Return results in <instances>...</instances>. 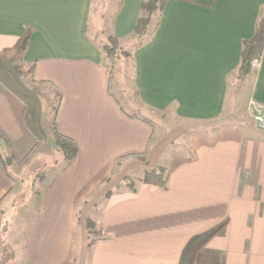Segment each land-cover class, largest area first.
<instances>
[{"label": "crops", "instance_id": "obj_1", "mask_svg": "<svg viewBox=\"0 0 264 264\" xmlns=\"http://www.w3.org/2000/svg\"><path fill=\"white\" fill-rule=\"evenodd\" d=\"M144 1L121 0L111 30L120 46L135 44ZM194 1H168L153 39L132 53L137 97L121 91L130 112L111 94L109 63L87 34L94 0H0V51L30 28L23 63L34 65L33 79L16 64L0 67V156L12 155L14 168L51 149L40 148L25 101L3 78L56 96L54 143L57 131L78 146L39 182L36 213L21 226L24 264H264V131L252 118L251 127L212 125L153 144L156 114L200 124L221 117L241 44L264 9V0ZM249 98L264 107V50ZM157 167L165 187L116 190L128 173ZM14 192L0 162V254Z\"/></svg>", "mask_w": 264, "mask_h": 264}, {"label": "rangeland", "instance_id": "obj_2", "mask_svg": "<svg viewBox=\"0 0 264 264\" xmlns=\"http://www.w3.org/2000/svg\"><path fill=\"white\" fill-rule=\"evenodd\" d=\"M117 1L118 0H94L90 22L94 29L95 27H99L100 23L103 24L104 28H108L110 15ZM101 14L103 20H100ZM132 45L133 44L128 47H119L123 51H130ZM109 68L115 77V79L112 77L110 81L111 94L122 107L127 111L133 112L129 107H126L124 99L121 96V91L123 89L129 90L131 93H133L134 90L132 86L133 83L131 82L132 68L130 58L120 57L116 64L113 67L109 65ZM4 81L25 101L27 105V121L31 130L40 138V148H44L43 150L45 151L47 147H51V149H48L44 154L37 153L30 162L24 163L21 166L15 165L13 168L7 164V169L15 181V192L10 197L9 201L6 200V202H10V206L7 209L5 217V244L4 250L0 254V264H24L23 248L21 244V226L29 215L32 216L36 213L35 210L37 206L33 205L31 202L36 200L34 196L35 193L39 191V182L47 173L48 167H52L53 164H55L54 161H58L59 156H62V153L57 149L52 137V123L55 106L57 104H55L56 96L50 95L40 88H31L28 82L26 84L29 88L28 90H24L23 88L21 89L15 86L5 78ZM250 91L251 79L239 83L235 76H233L229 80V90L223 114L213 124L181 122L172 117L170 111L163 114H156L155 122L157 125H153L155 128L153 144L159 141L162 142L163 139L168 142L178 134H180V136L184 134L186 136L194 134L199 135L201 132L210 131L212 125L213 127L219 125H228L230 127L236 126L237 123H241L243 126L251 127V117L247 110V104L250 100ZM134 98L136 99L132 94V99ZM37 121L41 123L40 129L36 124ZM144 121L150 124L147 120ZM182 140H184V137ZM141 176L142 173L139 170L128 173L126 177L118 183L116 190H126L129 187H136ZM88 234H91L89 230ZM90 237L94 236L92 235Z\"/></svg>", "mask_w": 264, "mask_h": 264}, {"label": "trees", "instance_id": "obj_3", "mask_svg": "<svg viewBox=\"0 0 264 264\" xmlns=\"http://www.w3.org/2000/svg\"><path fill=\"white\" fill-rule=\"evenodd\" d=\"M168 1L170 0H145L141 4L140 16L135 25L132 35V38L135 40V44L131 47L130 51H123L120 49L119 41L114 37L111 31L113 25V18L119 8L121 0H118V3L116 4L114 11H112L110 15L108 28L107 27L104 28L103 24L100 23L99 27H95L94 29L89 21V24L87 26V34L89 35L91 41L105 54L106 60L111 67H113L116 64V62L119 60L120 57L130 58L131 68H132V80H131L132 83H133L134 64L131 55L136 49L146 45L153 39L154 34L156 33L159 26V20L163 7ZM178 1L195 3L194 0H178ZM101 19L103 20L102 14L100 16V20ZM32 32L33 31L30 28H25L21 36L17 39L16 43L12 47L0 51V67L16 64L21 77L25 79H33L34 65L31 64L30 66H27L23 63V57L27 50V46ZM263 50H264V9L261 10L260 12L253 36L250 39L244 40L241 44L240 64L237 73L235 75V78L239 83L246 82V80L251 79V77L255 74L256 68L254 67L253 63L261 61L263 56ZM112 77L113 74L110 69V79ZM0 78L2 77L0 76ZM133 95L137 97L136 92H134ZM56 104H58V101L56 102ZM56 112H57V105L55 106L54 117ZM55 134H56L55 145L57 149L62 153L64 161L66 163L72 162L78 152V146L76 142L71 138L65 137L57 133V131H55ZM0 138H2V135H0ZM14 161L15 160L12 155H8L5 158H2L0 156V162L5 170L7 164L9 165L13 164ZM139 181L143 184H147L155 187H165L168 181V174L164 168L157 167L152 170L143 172ZM128 189L132 190L131 187H129ZM108 195H110V193H107V196ZM224 226L225 224L215 229L206 238V240L202 243V245L198 248V250L210 238H212L213 236L217 235L220 231H222ZM87 229L91 233L90 236L93 235L95 239H98L102 236L100 225L96 224L91 220H87ZM93 241H91L90 243H92ZM198 250L195 253V256L198 253ZM189 264H194V260H192V262Z\"/></svg>", "mask_w": 264, "mask_h": 264}, {"label": "built area", "instance_id": "obj_4", "mask_svg": "<svg viewBox=\"0 0 264 264\" xmlns=\"http://www.w3.org/2000/svg\"><path fill=\"white\" fill-rule=\"evenodd\" d=\"M253 65L257 69L259 62H254ZM248 113L256 126L264 131V107L253 101H250L248 104Z\"/></svg>", "mask_w": 264, "mask_h": 264}]
</instances>
